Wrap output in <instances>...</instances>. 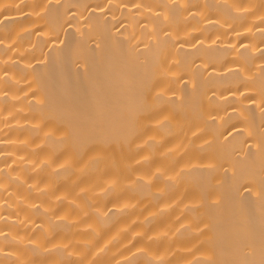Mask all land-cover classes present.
I'll use <instances>...</instances> for the list:
<instances>
[{
	"label": "bare ground",
	"instance_id": "bare-ground-1",
	"mask_svg": "<svg viewBox=\"0 0 264 264\" xmlns=\"http://www.w3.org/2000/svg\"><path fill=\"white\" fill-rule=\"evenodd\" d=\"M0 264H264V0H0Z\"/></svg>",
	"mask_w": 264,
	"mask_h": 264
}]
</instances>
